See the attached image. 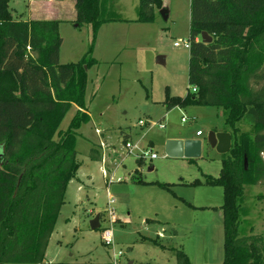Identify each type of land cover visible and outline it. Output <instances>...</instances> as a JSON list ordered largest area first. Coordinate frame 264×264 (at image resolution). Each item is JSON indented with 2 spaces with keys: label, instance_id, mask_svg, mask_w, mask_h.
<instances>
[{
  "label": "rangeland",
  "instance_id": "rangeland-1",
  "mask_svg": "<svg viewBox=\"0 0 264 264\" xmlns=\"http://www.w3.org/2000/svg\"><path fill=\"white\" fill-rule=\"evenodd\" d=\"M74 3L75 0L9 2L17 20H63L58 24L62 39L60 64L81 61L89 49L94 60L83 66L81 105L70 98L80 80L62 97L73 100L68 101L70 106L52 141H60L61 134L72 131L64 145L76 152V168L66 184L43 264H112L118 252L122 254L116 258L118 264H173L176 251L183 252L191 264H221L224 250L220 211L193 210L177 197L195 207H216L223 203L222 189L175 184L179 179L191 183L204 176H218L226 154L211 149L207 135L223 129L224 113L212 106L167 110L164 105L167 95L184 97L191 90L187 83L189 50L173 44L189 40V23L198 18L192 0H159L151 23L135 22L139 0H102L98 19L122 20L100 24L94 37L91 24L73 27ZM162 10L166 19L160 15ZM159 57L161 64L156 62ZM181 117L186 121L181 122ZM238 128L251 131L243 123ZM196 131L202 134L198 138ZM124 134L130 135L131 142H120ZM167 136L201 140L200 157H166ZM126 143L136 144L137 148L128 151ZM91 150L99 154L100 160L91 158ZM141 153H145L144 164L138 167L135 160ZM149 153L155 158L150 160ZM137 179L148 184L135 183ZM162 183L175 185L173 192L161 188ZM258 188L248 184L243 188L240 236L263 232V205L257 197L264 192ZM110 200L114 221L108 215ZM96 216L98 228L91 230L89 223ZM105 229L111 232L110 244L102 239Z\"/></svg>",
  "mask_w": 264,
  "mask_h": 264
},
{
  "label": "trees",
  "instance_id": "trees-1",
  "mask_svg": "<svg viewBox=\"0 0 264 264\" xmlns=\"http://www.w3.org/2000/svg\"><path fill=\"white\" fill-rule=\"evenodd\" d=\"M101 1L74 3V23L91 24L93 37L100 24L121 21L98 19ZM9 2L0 0V264H43L66 184L76 168V152L64 145L72 131L61 134L60 141L52 137L73 100L62 99L65 91L80 80L70 98L81 105L83 66L94 60L89 49L81 61L60 64L59 21L17 20ZM192 6L198 18L189 23L187 83L195 91L184 97L167 95L164 105L167 110L191 105L222 109L231 148L217 177L204 176L188 185L223 190L221 264H264V229L239 235L244 186L264 188V0H192ZM155 7L159 0H139L135 22L151 23ZM202 32L212 38L209 44L202 43ZM240 123L251 131L240 130ZM91 152L93 160H100ZM135 162L141 167L144 158ZM159 186L167 191L172 187ZM257 200L264 220V193ZM173 264L191 263L176 251Z\"/></svg>",
  "mask_w": 264,
  "mask_h": 264
},
{
  "label": "water",
  "instance_id": "water-1",
  "mask_svg": "<svg viewBox=\"0 0 264 264\" xmlns=\"http://www.w3.org/2000/svg\"><path fill=\"white\" fill-rule=\"evenodd\" d=\"M166 12L164 10L160 11V15L163 19H166ZM77 27V24H75ZM202 43L209 44L212 38L206 33L202 32L200 34ZM157 63L161 64V58H157ZM85 69V68H84ZM207 144L211 149H214L218 154L224 155L231 148V135L228 132H215L211 131L207 135ZM164 154L168 158L173 159H196L200 157L201 154V140H167L164 144ZM243 167L246 170V159L243 158ZM90 229L95 230L98 228V216H96L89 223Z\"/></svg>",
  "mask_w": 264,
  "mask_h": 264
},
{
  "label": "crops",
  "instance_id": "crops-1",
  "mask_svg": "<svg viewBox=\"0 0 264 264\" xmlns=\"http://www.w3.org/2000/svg\"><path fill=\"white\" fill-rule=\"evenodd\" d=\"M74 16H75V12H74ZM122 20V19H121ZM57 21H59V22H61V21H63V20H57ZM71 23H74V21H71ZM74 28H76L75 26H73ZM182 118V117H181ZM140 122V121H139ZM138 122V123H139ZM154 124V123H153ZM153 124H152V126H153ZM197 132V131H196ZM196 132H195V134H196ZM215 132H225L223 129H217V130H215ZM125 136H126V139H125V142L126 141H129V142H131L130 141V135H128V134H124ZM202 135V134H201ZM200 135V136H201ZM196 136V135H195ZM200 136H196L197 138L198 137H200ZM122 139H123V137L121 136V138H120V142L121 143H125V142H122ZM170 139H180V140H184V139H182V138H180V137H171V136H167L164 140L165 141H167V140H170ZM164 144V143H163ZM132 145V144H131ZM132 146H134L135 148H137L136 146V144H134V145H132ZM135 148H133V149H135ZM132 149V150H133ZM131 150V151H132ZM142 154V153H141ZM149 154H152V153H149ZM139 157H141V155L139 156ZM144 158V157H143ZM149 158H150V155H149ZM262 158L264 159V154L262 155ZM151 160V159H150ZM136 161V160H135ZM118 167V166H117ZM150 170H152V168H150L148 171H150ZM135 172H137V171H135ZM220 172V171H219ZM114 175V173L111 175V176H113ZM118 181L119 180H121V178H118L117 179ZM180 181L179 182H177V184H175V185H183V186H188V187H191V186H189L188 184H189V182H185L183 179H179ZM143 181V180H142ZM144 182V181H143ZM139 184H148V183H146V182H144V183H139ZM149 184H152V183H149ZM164 184H166V183H164ZM175 185H172V187L173 186H175ZM204 185H201V186H197V187H203ZM254 186H256V187H259L258 189H261V188H263V187H261V186H257V185H254ZM172 187L170 188V192H173V189H172ZM194 188H196V187H194ZM212 188V187H211ZM214 188V187H213ZM221 188V187H220ZM222 189V188H221ZM167 191V190H166ZM262 192H264V188H263V190H262ZM262 194V193H261ZM260 194V195H261ZM259 196V195H258ZM222 198H223V190H222ZM177 199H178V201H180V202H182V203H184L185 204V202L186 203H188V204H190V206L191 207H188L186 204V207H188V208H190V209H193V210H199V209H202V210H207V209H212V210H219L220 211V207H221V205H219V206H199V207H195L194 205H192L191 203H189V202H187L185 199H183V198H181V197H177ZM113 200V199H112ZM220 216H221V218H222V215H221V212H220ZM263 226V225H262ZM261 231H262V229H261ZM188 258V257H187ZM189 260V259H188ZM190 262V261H189ZM127 264H134V262L133 261H129ZM141 264H155V263H151V262H145V263H141Z\"/></svg>",
  "mask_w": 264,
  "mask_h": 264
},
{
  "label": "built area",
  "instance_id": "built-area-1",
  "mask_svg": "<svg viewBox=\"0 0 264 264\" xmlns=\"http://www.w3.org/2000/svg\"><path fill=\"white\" fill-rule=\"evenodd\" d=\"M180 45H182L184 47V49H187L189 50V47H190V43H189V40L188 41H183L182 44H178V43H174L173 46L174 47H179ZM191 92H194L195 89L194 88H191L190 90ZM186 121V118L182 117L181 118V122H185ZM139 125H142V122L140 121L138 123ZM155 124H153L154 126ZM161 127V125H160ZM196 136H200L201 135V132L200 131H197ZM125 147L128 151H131L133 148H135L134 146H132L130 143H126L125 144ZM145 153L141 154V157H144ZM155 158V154H150V159H154ZM113 203L112 200L109 201V211H108V215L111 219V221H114L115 220V217L113 215V210L110 208V205ZM102 239L105 241L106 244H110L111 242V232L109 229H105L103 230L102 232ZM122 254L120 252H118L116 255H113V263L112 264H118V262L116 261V258L117 257H120Z\"/></svg>",
  "mask_w": 264,
  "mask_h": 264
}]
</instances>
